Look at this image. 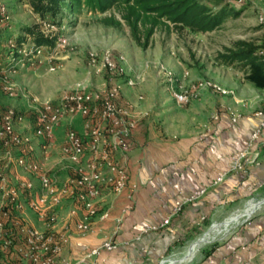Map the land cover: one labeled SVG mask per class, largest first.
I'll use <instances>...</instances> for the list:
<instances>
[{
  "label": "crops",
  "instance_id": "crops-1",
  "mask_svg": "<svg viewBox=\"0 0 264 264\" xmlns=\"http://www.w3.org/2000/svg\"><path fill=\"white\" fill-rule=\"evenodd\" d=\"M161 85L163 88L169 86L167 83ZM159 86L150 94L151 100L145 104L141 103L142 97L138 95L141 88L139 85L121 94V100L132 106L133 114H145L144 117H137L131 149L125 157L127 183L134 187L130 199L127 198L128 188L113 193L101 186L96 207L101 209L109 202L110 219L93 218L90 231L82 237L71 234L73 224L81 217L80 208L71 201H63L53 208L52 231L56 236L66 237V243L55 264H73L108 237L116 242V249L111 252L101 251L98 257L85 260L83 264H145V254L154 250L155 242L167 239L166 236L174 240L179 233L177 228H184L192 217L196 218L200 213L205 218L209 217L217 205L264 188V144L257 140L246 147L249 134L259 122L258 118L253 114H245L237 116L236 122L231 124L232 114L222 113L219 117L211 114L210 118L206 117L204 112L211 108L207 98H204L209 96L206 90L201 92L202 100L199 98L186 109L178 111L177 105L163 99V89ZM94 87L96 90L104 89L103 83L95 84ZM70 124L72 122L67 121L56 128L53 140L45 149H41L38 141L22 135V123L14 126L15 132L28 140L23 146L27 149L28 157L39 163L58 184L73 176V165L60 152L64 132ZM242 151H245L242 168L235 170L232 160ZM17 155L16 150L6 154L0 147V175L10 184H16L21 179L30 180L37 189L35 178L14 167L13 159ZM220 175L221 181L213 184ZM200 190H203L201 195L188 200ZM176 201L182 202L179 213L172 216L174 219L170 217V223L163 227L164 231L156 230L154 240L152 238L142 243L145 237L154 232L150 230L143 233L145 227L158 225L169 215ZM70 208L77 209L72 217L68 215ZM122 210L121 224L114 233L115 224L112 219L121 214ZM19 214L31 227L44 229L42 221L27 208L24 207ZM244 262L264 264V211L257 214L249 225L241 228L238 243L225 241L218 244L202 264Z\"/></svg>",
  "mask_w": 264,
  "mask_h": 264
},
{
  "label": "rangeland",
  "instance_id": "rangeland-1",
  "mask_svg": "<svg viewBox=\"0 0 264 264\" xmlns=\"http://www.w3.org/2000/svg\"><path fill=\"white\" fill-rule=\"evenodd\" d=\"M214 1L228 4L237 15L226 18L219 28L204 34L188 30L175 31L171 27H158L151 35L148 47L142 49L136 47L129 39L127 28L123 25L119 28H110L98 22L100 17L109 14H113L118 19L114 11L98 15L80 8L78 13L62 10L53 19L50 17L40 19L30 10L29 0L22 3L16 0H0L6 6L10 17L8 28L0 29V46L11 37L17 41L20 38L26 39L27 36L22 31L25 26H36L40 33L54 36L53 45L43 47L45 55L39 58L38 65H30V62H27L22 67L16 66L13 73H0V121L5 112L16 113L21 118L22 135L32 138L31 99L37 98L40 103H55L66 90L78 82L87 85L90 90H96L95 84L103 83L104 88H107L118 83L120 94L124 91H132L139 85L141 88L138 90V95L142 97L140 101L143 104L151 100L150 94L160 85L159 88L163 89L161 94L163 99L175 106L177 104L161 83L172 82L176 88L187 89L191 85L209 82L231 91L232 95L221 96L208 92L209 96L204 98L205 100L207 98L211 108L204 112L206 117L210 118L211 114L219 117L222 113L242 117L262 110L264 91L249 83L241 69L235 66H223L215 61V56L224 49L230 48L236 41L254 45L264 42L262 39L264 28L258 23V12L264 11V0ZM61 40L64 42L61 43ZM105 53L112 57L116 55L124 57L125 75L109 73L97 62L89 66L90 54L100 58ZM5 57L6 51L0 47V66L7 71L10 67ZM49 68L53 70L50 71ZM126 77L134 80L132 87L125 86ZM200 97L202 98L201 94ZM190 103L177 105V110L186 109ZM70 122L72 124L67 129L80 130L82 122L79 118L71 119ZM73 124L77 126L73 127ZM261 200H264V188L217 205L209 217L205 218L203 213L196 218L192 217L184 228H177L179 233L175 235L174 240L166 236L167 239L155 242L154 250L145 254L147 260L145 264H164L169 259L179 258H183L179 264H202L207 252L211 251L213 246L225 241L238 243L241 228L249 225L257 214L264 211V203L261 204ZM96 201L97 199L95 206H97ZM256 204L261 205L250 217L242 218L243 220L230 227H224L233 218L244 213L249 205ZM109 206L108 202L101 209L96 207L95 218H99L103 212H108L106 221L109 220L111 215ZM75 211L76 214L77 209ZM214 226L219 227L222 232L200 246L190 257L184 255L193 242L210 232ZM158 231H164V228H159ZM155 232L145 237L142 243H147L148 239L154 240L157 235Z\"/></svg>",
  "mask_w": 264,
  "mask_h": 264
},
{
  "label": "built area",
  "instance_id": "built-area-1",
  "mask_svg": "<svg viewBox=\"0 0 264 264\" xmlns=\"http://www.w3.org/2000/svg\"><path fill=\"white\" fill-rule=\"evenodd\" d=\"M9 19L6 6L0 2V29L8 28ZM258 23L264 28L263 10L258 12ZM262 39L264 41V29ZM0 47L6 51L5 60L10 67L4 71L0 66V73H13L16 66L22 67L27 62H30V65H38L39 58L45 55L43 47L34 46L28 38L18 42L11 37ZM257 55L264 61V49L259 50ZM96 62L109 73L125 75V59L122 55L112 57L105 53L97 58L90 54L89 66L95 65ZM49 70L52 71L53 68ZM124 83L125 86L132 87L134 80L126 77ZM166 89L177 105H186L197 100L204 90L221 96L232 95L231 91L209 82L191 85L187 89L176 88L170 82ZM31 104L33 114L31 135L39 142L41 149H45L53 140L54 130L62 123L74 118L81 120L79 131L67 129L64 132L60 146L62 156L73 165V176L61 184L52 179L39 163L28 157L27 149L23 147L28 140L15 132L14 126L21 122L20 116L12 111L3 114L0 121V147L6 154L16 150L18 155L13 159L14 167L24 174L31 175L38 185L35 189L32 182L27 179L10 184L3 175H0V264H55L66 243V237L56 236L52 231L53 208L63 201L76 204L82 214L73 224L71 234L82 237L90 231V221L96 217L95 200L100 196L101 186L109 188L113 193H120L128 188V199L134 190L133 186L127 187L125 157L131 149L137 117H144L145 114L141 112L133 114L132 106L121 100L118 83L102 90H90L87 85L78 82L66 90L55 103H40L37 98H32ZM253 115L259 122L250 134L246 147L257 140L264 144V108L257 110ZM236 120L237 117L232 116L231 124ZM244 158L245 151L238 153L232 160V167L241 170ZM221 179L222 175L218 176L213 184L219 183ZM202 193L203 190H200L192 194L188 200ZM181 206L182 202H174L169 215L158 225L145 227L143 233L165 227L170 217L180 211ZM24 207L42 221L43 230H37L24 222L19 214ZM75 212V208H72L68 215L72 217ZM122 213L123 210L112 219L115 224L114 233L119 229ZM107 217L108 212H103L98 219L106 220ZM116 247L117 244L111 237L105 238L73 264H83L85 260L98 257L101 251L111 252Z\"/></svg>",
  "mask_w": 264,
  "mask_h": 264
},
{
  "label": "trees",
  "instance_id": "trees-1",
  "mask_svg": "<svg viewBox=\"0 0 264 264\" xmlns=\"http://www.w3.org/2000/svg\"><path fill=\"white\" fill-rule=\"evenodd\" d=\"M29 7L40 19H53L62 10L78 13L80 8L98 15L114 11L118 19L109 14L100 17L98 22L110 28L123 25L129 39L142 49L148 47L150 37L158 27L204 34L219 28L226 18L237 15L228 4L214 0H29ZM22 31L36 47H51L54 43V36L40 33L36 26H25ZM20 41L25 39L20 38ZM262 49L264 42L254 45L236 41L216 54L215 61L241 69L249 83L264 91V61L257 55Z\"/></svg>",
  "mask_w": 264,
  "mask_h": 264
},
{
  "label": "bare ground",
  "instance_id": "bare-ground-1",
  "mask_svg": "<svg viewBox=\"0 0 264 264\" xmlns=\"http://www.w3.org/2000/svg\"><path fill=\"white\" fill-rule=\"evenodd\" d=\"M260 203L263 204L264 200H261ZM261 204L249 205V207L245 210L244 213L240 214L238 217L233 218L229 223L225 224L224 227L225 228L230 227L231 225L238 223L242 218L250 217V215L253 212H255L260 207ZM220 232H222L221 229L217 226H214L210 230V232L203 234L199 239L193 242L192 245L186 249V252L184 253V255H187L190 257L198 250L200 246H202L205 243H208L212 239L213 236L220 234ZM182 259L183 258L169 259L164 264H179L182 261Z\"/></svg>",
  "mask_w": 264,
  "mask_h": 264
}]
</instances>
